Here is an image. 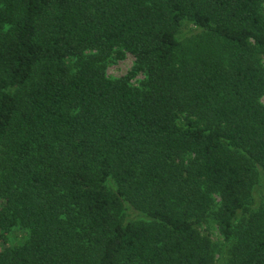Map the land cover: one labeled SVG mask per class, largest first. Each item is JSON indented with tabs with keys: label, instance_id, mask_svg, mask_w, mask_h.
Wrapping results in <instances>:
<instances>
[{
	"label": "trees",
	"instance_id": "obj_1",
	"mask_svg": "<svg viewBox=\"0 0 264 264\" xmlns=\"http://www.w3.org/2000/svg\"><path fill=\"white\" fill-rule=\"evenodd\" d=\"M189 23L229 64L180 63ZM258 49L264 0H0V264H215L209 219L264 264ZM121 51L144 88L107 75Z\"/></svg>",
	"mask_w": 264,
	"mask_h": 264
},
{
	"label": "rangeland",
	"instance_id": "obj_2",
	"mask_svg": "<svg viewBox=\"0 0 264 264\" xmlns=\"http://www.w3.org/2000/svg\"><path fill=\"white\" fill-rule=\"evenodd\" d=\"M182 48L179 52L180 63L193 60L202 56H210L212 58L222 59L227 64L232 57V49L227 48L217 38H211L200 32L192 23L185 24L181 30ZM122 54L115 53L106 63L107 75L110 78H123L131 76L130 82L135 88H144L147 76L144 72H134L136 58L127 51H121ZM91 54V52H86ZM256 59L264 67V50L256 51ZM77 59L68 61V65L75 69ZM264 103V99L262 100ZM217 203L219 198L216 197ZM264 203V174L259 173V181L252 192L250 205L259 208ZM130 216V213H129ZM143 217L140 218L142 220ZM145 219V218H144ZM203 230L210 235L215 243V264H227L229 260L230 247L225 243L217 223L213 219H209L204 224ZM27 233L24 230L15 229L9 235L7 246L15 247L25 241ZM4 244L0 243V251L3 250Z\"/></svg>",
	"mask_w": 264,
	"mask_h": 264
}]
</instances>
